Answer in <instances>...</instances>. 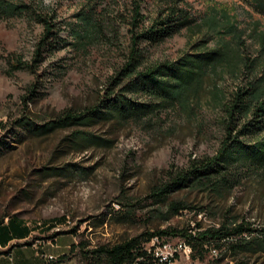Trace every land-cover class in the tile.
Returning <instances> with one entry per match:
<instances>
[{
	"label": "rangeland",
	"instance_id": "obj_1",
	"mask_svg": "<svg viewBox=\"0 0 264 264\" xmlns=\"http://www.w3.org/2000/svg\"><path fill=\"white\" fill-rule=\"evenodd\" d=\"M25 1L40 2L42 10L53 14L68 44L46 52L35 68L30 67L42 23L31 15H0V223L11 216L27 222L33 230L29 241L36 244L44 264H108L92 251L167 227L195 232L198 225L203 229L246 220L258 229L247 234L254 237L260 232L264 169L245 174L223 192L182 187L165 200L152 195L169 171L216 152L222 129L213 91L233 89L236 82L228 72L205 79L190 96L192 112L174 106L139 119H100L40 130L67 109L79 111L98 102L126 59L134 3L139 2L142 12L152 17L165 0ZM185 2L197 21L214 6L235 13L241 25L251 17L264 26V16L242 0ZM88 7L95 11L100 27L77 47L68 29L75 13ZM200 37L198 30L184 27L149 46L147 61L175 59ZM135 97L150 100L141 93ZM78 130L108 143L79 141ZM177 200L188 207L165 217L169 203ZM54 221L58 224L50 228ZM215 244L199 248L202 258L197 252L189 259L177 257L171 264H264L263 250L233 251L227 240ZM48 255L53 260L47 261Z\"/></svg>",
	"mask_w": 264,
	"mask_h": 264
},
{
	"label": "trees",
	"instance_id": "obj_2",
	"mask_svg": "<svg viewBox=\"0 0 264 264\" xmlns=\"http://www.w3.org/2000/svg\"><path fill=\"white\" fill-rule=\"evenodd\" d=\"M255 12L264 16V0H242ZM40 2L0 0L2 16H34L43 25L35 43L30 67L35 68L46 52H54L68 42L62 37L61 24L55 16L42 10ZM129 31V46L124 63L116 69L105 94L95 104L83 110H65L47 121L40 130L69 125H87L100 119L129 120L153 114L159 108L180 106L192 112L190 96L195 95L210 74L228 72L235 86L227 92L215 87L213 96L221 113V140L213 155L192 159L186 167L169 171L168 178L153 192L156 200H165L182 187L212 192H223L240 182L241 178L264 169V26L259 19L241 25L235 13L226 8L211 6L199 21L185 0H165L157 13L148 17L139 2L134 3ZM250 14L248 11H246ZM76 20L69 27V35L77 47L83 46L89 34L100 27L95 11L88 7L75 13ZM198 30L201 37L190 49L172 60L147 61L146 49L178 33L182 28ZM213 42V45H210ZM136 93L150 97L138 100ZM30 123L27 119H20ZM75 138L85 143L106 144L108 140L76 131ZM188 207L177 200L169 203L167 215ZM11 217L8 222L11 223ZM2 223V222H1ZM53 228L56 221L50 223ZM19 230L28 233L25 225ZM254 230L246 220L213 225L195 232L189 228L167 227L146 231L111 246L102 245L92 253L102 256L108 264H129L142 254V244L154 234L185 237L192 245V255H203L199 248L206 243L227 240L230 250H263L264 226L257 235L242 236ZM235 237V238H234ZM65 255H61L63 259Z\"/></svg>",
	"mask_w": 264,
	"mask_h": 264
},
{
	"label": "crops",
	"instance_id": "obj_3",
	"mask_svg": "<svg viewBox=\"0 0 264 264\" xmlns=\"http://www.w3.org/2000/svg\"><path fill=\"white\" fill-rule=\"evenodd\" d=\"M19 224L29 228L28 233L23 234V230L18 228ZM7 230H10L9 235ZM32 232L28 223L17 216H12L11 223L8 218L0 223V264H44L36 244L29 241Z\"/></svg>",
	"mask_w": 264,
	"mask_h": 264
},
{
	"label": "built area",
	"instance_id": "obj_4",
	"mask_svg": "<svg viewBox=\"0 0 264 264\" xmlns=\"http://www.w3.org/2000/svg\"><path fill=\"white\" fill-rule=\"evenodd\" d=\"M189 231L193 232L191 228ZM242 236L249 237L246 232ZM211 251L216 252V248ZM192 252V245L185 237L154 234L142 244V254L134 257L129 264H171L177 257L189 259ZM46 260H53V255H48Z\"/></svg>",
	"mask_w": 264,
	"mask_h": 264
},
{
	"label": "bare ground",
	"instance_id": "obj_5",
	"mask_svg": "<svg viewBox=\"0 0 264 264\" xmlns=\"http://www.w3.org/2000/svg\"><path fill=\"white\" fill-rule=\"evenodd\" d=\"M194 233V232H193Z\"/></svg>",
	"mask_w": 264,
	"mask_h": 264
}]
</instances>
